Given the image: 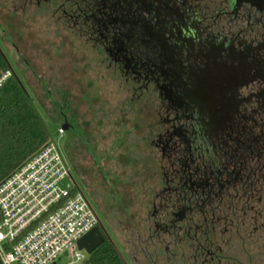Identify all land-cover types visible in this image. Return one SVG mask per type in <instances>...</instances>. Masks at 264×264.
Returning <instances> with one entry per match:
<instances>
[{"label":"flooded vegetation","instance_id":"flooded-vegetation-1","mask_svg":"<svg viewBox=\"0 0 264 264\" xmlns=\"http://www.w3.org/2000/svg\"><path fill=\"white\" fill-rule=\"evenodd\" d=\"M0 19L69 34L145 110L131 192L93 206L126 264H264V0H0Z\"/></svg>","mask_w":264,"mask_h":264},{"label":"rangeland","instance_id":"rangeland-1","mask_svg":"<svg viewBox=\"0 0 264 264\" xmlns=\"http://www.w3.org/2000/svg\"><path fill=\"white\" fill-rule=\"evenodd\" d=\"M19 21L0 19V48L53 134L61 127L49 119L55 114L53 102L60 99V92L69 94L75 131L70 135L63 129L55 140L75 183L109 219L120 196L131 192L123 184L129 168H121V154L124 138L131 134L136 119L146 115L145 110L107 79L106 72H92L96 65L87 64L90 55L69 34L57 32L42 20Z\"/></svg>","mask_w":264,"mask_h":264},{"label":"built area","instance_id":"built-area-1","mask_svg":"<svg viewBox=\"0 0 264 264\" xmlns=\"http://www.w3.org/2000/svg\"><path fill=\"white\" fill-rule=\"evenodd\" d=\"M10 72L0 76V86ZM51 137L0 182V264H82L79 239L98 217Z\"/></svg>","mask_w":264,"mask_h":264},{"label":"trees","instance_id":"trees-1","mask_svg":"<svg viewBox=\"0 0 264 264\" xmlns=\"http://www.w3.org/2000/svg\"><path fill=\"white\" fill-rule=\"evenodd\" d=\"M8 71L9 77L0 86V182L24 164L53 136L33 98L0 48V76ZM68 97L66 93L65 98L53 100L55 114L49 119L57 126H62L63 118L68 117ZM82 264L126 262L113 242L104 237L103 242L86 256Z\"/></svg>","mask_w":264,"mask_h":264},{"label":"water","instance_id":"water-1","mask_svg":"<svg viewBox=\"0 0 264 264\" xmlns=\"http://www.w3.org/2000/svg\"><path fill=\"white\" fill-rule=\"evenodd\" d=\"M63 129L67 128V124L61 126ZM57 133L53 134L55 137ZM104 240V235L98 227H94L78 241V248L84 250L87 255L91 254Z\"/></svg>","mask_w":264,"mask_h":264}]
</instances>
